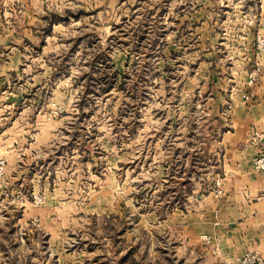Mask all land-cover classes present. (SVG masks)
Listing matches in <instances>:
<instances>
[{
	"label": "rangeland",
	"instance_id": "374dc122",
	"mask_svg": "<svg viewBox=\"0 0 264 264\" xmlns=\"http://www.w3.org/2000/svg\"><path fill=\"white\" fill-rule=\"evenodd\" d=\"M238 104L264 134V0H0V264H264L205 199Z\"/></svg>",
	"mask_w": 264,
	"mask_h": 264
},
{
	"label": "crops",
	"instance_id": "0c3cea01",
	"mask_svg": "<svg viewBox=\"0 0 264 264\" xmlns=\"http://www.w3.org/2000/svg\"><path fill=\"white\" fill-rule=\"evenodd\" d=\"M237 107L240 108L237 122L241 127L235 128L231 135H239L243 139L234 140L223 154V174L219 173L221 193L209 191L207 197L203 195V199L206 197L218 203L213 243L228 262L235 261L243 252L246 241L261 250L264 245V175L254 168V156L264 148V134L256 131L254 134L257 136L252 137V130L242 127L257 121V105L249 107V110L244 109L243 104ZM248 138L251 139L249 143L240 144ZM209 209V216L214 218V212Z\"/></svg>",
	"mask_w": 264,
	"mask_h": 264
},
{
	"label": "built area",
	"instance_id": "2783aa9c",
	"mask_svg": "<svg viewBox=\"0 0 264 264\" xmlns=\"http://www.w3.org/2000/svg\"><path fill=\"white\" fill-rule=\"evenodd\" d=\"M255 163H256V167L259 170H264V155L257 158ZM3 167H4V160L0 159V174H2Z\"/></svg>",
	"mask_w": 264,
	"mask_h": 264
}]
</instances>
